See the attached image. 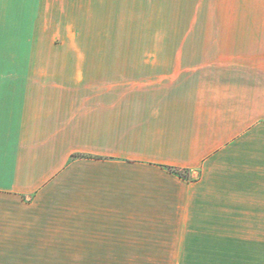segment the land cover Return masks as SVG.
Listing matches in <instances>:
<instances>
[{"label": "crops", "instance_id": "obj_1", "mask_svg": "<svg viewBox=\"0 0 264 264\" xmlns=\"http://www.w3.org/2000/svg\"><path fill=\"white\" fill-rule=\"evenodd\" d=\"M0 10L4 61L47 62L0 73V264H184L204 246L264 264V0ZM25 29L67 51L24 52Z\"/></svg>", "mask_w": 264, "mask_h": 264}, {"label": "rangeland", "instance_id": "obj_2", "mask_svg": "<svg viewBox=\"0 0 264 264\" xmlns=\"http://www.w3.org/2000/svg\"><path fill=\"white\" fill-rule=\"evenodd\" d=\"M25 34L24 38V52H64L67 48L61 45H54L53 40L55 33L58 30L38 29V30H23ZM33 34V37H31ZM37 35V40H36ZM39 39V40H38ZM59 41V39H55ZM88 51H95V46H88ZM47 62H30V61H4V69L9 68H24L34 67L38 64H45ZM207 251L198 254H190L192 257H198L196 259H190V261L184 264H240L239 253L232 252L231 259L227 258V254L223 251L215 252L217 248L215 246H204ZM204 249V248H203ZM223 250V248H218Z\"/></svg>", "mask_w": 264, "mask_h": 264}, {"label": "snow or ice", "instance_id": "obj_3", "mask_svg": "<svg viewBox=\"0 0 264 264\" xmlns=\"http://www.w3.org/2000/svg\"><path fill=\"white\" fill-rule=\"evenodd\" d=\"M5 2L11 3L21 9H24L28 5H30L31 0H0V9H2V6ZM9 23L10 22L7 21L4 17L2 10H0V73L4 71L5 36ZM4 86L5 82L0 79V153H2L3 138L5 135Z\"/></svg>", "mask_w": 264, "mask_h": 264}, {"label": "trees", "instance_id": "obj_4", "mask_svg": "<svg viewBox=\"0 0 264 264\" xmlns=\"http://www.w3.org/2000/svg\"><path fill=\"white\" fill-rule=\"evenodd\" d=\"M169 169H170L172 172H174V173H176V174H178V175H180V176H182V177H186V178H188V171L185 170V169L178 168V167H169Z\"/></svg>", "mask_w": 264, "mask_h": 264}]
</instances>
